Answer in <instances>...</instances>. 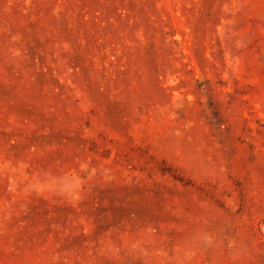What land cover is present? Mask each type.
<instances>
[{
	"label": "rangeland",
	"instance_id": "374dc122",
	"mask_svg": "<svg viewBox=\"0 0 264 264\" xmlns=\"http://www.w3.org/2000/svg\"><path fill=\"white\" fill-rule=\"evenodd\" d=\"M0 264H264V0H0Z\"/></svg>",
	"mask_w": 264,
	"mask_h": 264
}]
</instances>
